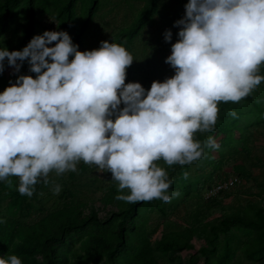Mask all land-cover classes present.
<instances>
[{"label": "trees", "instance_id": "16d2710c", "mask_svg": "<svg viewBox=\"0 0 264 264\" xmlns=\"http://www.w3.org/2000/svg\"><path fill=\"white\" fill-rule=\"evenodd\" d=\"M120 1L130 13L125 25L103 15L113 0H0V47L13 49L5 42L21 20L25 46L37 34L41 12L81 50L105 39L125 46L134 56L126 83L139 81L149 89L153 80L175 74L166 57L179 39L183 25L175 21L185 16L188 0ZM169 28L170 41L164 35ZM20 73L37 75L28 59ZM19 74L0 84V91ZM258 74L264 75V63ZM218 109L214 127L194 133L204 146L201 158L183 165L157 161L172 181L168 191L178 193L170 201L117 199L130 189H120L110 170L83 160L76 170L50 172L31 196L20 193L18 176L7 178L11 184L0 180V256L16 254L23 264H264V80L239 101H219ZM210 136H221L219 148L207 145ZM231 173L246 183L223 187ZM57 184L59 192L53 191ZM231 195L234 201L225 202Z\"/></svg>", "mask_w": 264, "mask_h": 264}, {"label": "clouds", "instance_id": "9594fccd", "mask_svg": "<svg viewBox=\"0 0 264 264\" xmlns=\"http://www.w3.org/2000/svg\"><path fill=\"white\" fill-rule=\"evenodd\" d=\"M185 7L175 21L183 25L179 39L166 57L175 74L153 80L149 89L126 83L134 56L114 41L81 50L67 30L47 29L22 49L0 47V71L5 58L17 70L28 59L37 73H20L0 91V180L11 184L7 178L18 176L20 193L31 196L50 172L76 170L83 160L130 189L117 199L177 195L168 191L172 181L157 161L183 165L201 158L204 146L194 133L214 127L218 102L239 101L264 80L258 74L264 0H188ZM164 35L170 41L172 30ZM206 143L219 148L214 137ZM0 264L23 261L2 255Z\"/></svg>", "mask_w": 264, "mask_h": 264}, {"label": "rangeland", "instance_id": "374dc122", "mask_svg": "<svg viewBox=\"0 0 264 264\" xmlns=\"http://www.w3.org/2000/svg\"><path fill=\"white\" fill-rule=\"evenodd\" d=\"M130 1L134 5H140L143 3V0H130ZM115 3H119V4L117 6H115V8H113ZM128 13H129V10H128L126 3H123V1L121 2L120 0H113V3L105 8L103 15L107 16V19H111L112 17L116 16L119 19L117 24L120 23L122 25L123 24L125 25L126 23H122V22L127 21V20H125V18L128 15ZM37 18L39 21V24L37 27V34H42L47 29L57 30L58 22L54 18H51L50 16H47L46 14L41 13V12H39L37 14ZM21 21H19V25L17 26L16 32L15 33H9L7 35V39L5 42L6 43L5 45H8L9 47L11 46L13 49H20V48H23V46H24L22 44L23 28H22ZM110 30L111 29H108L107 33H109ZM171 51L169 52V54L171 53ZM69 58L71 59V55ZM19 72H20V68H19V70H17L14 65L8 64L7 66L4 67L3 71H0V84H3L11 76H16L17 74H19ZM220 137L215 138L216 142L219 141ZM226 171L230 173L233 170L231 167H228V168H226ZM234 181H236V185H238L239 187H242V184L246 183V181L243 178H241L239 175L231 173V175L228 176V180L226 182H224V184L222 186L226 187V186L231 185V184L233 185ZM220 187L221 186L214 189L213 192H210V193H214ZM233 201H234V197L232 195L227 197L225 200V202H227V203H232ZM100 204H101L100 202H97L98 206ZM178 222L181 223L182 221H180V219H179ZM156 236L159 237L160 234L157 233ZM194 242L196 243L197 247H199L201 245V243L197 239H195ZM182 255H183V257H185L187 255V253L185 251H183ZM184 264H188V263H184ZM198 264H204V261L201 260Z\"/></svg>", "mask_w": 264, "mask_h": 264}]
</instances>
